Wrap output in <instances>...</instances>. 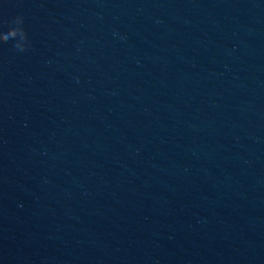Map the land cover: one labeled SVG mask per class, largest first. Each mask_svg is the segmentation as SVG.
Returning a JSON list of instances; mask_svg holds the SVG:
<instances>
[{
    "label": "clouds",
    "instance_id": "9594fccd",
    "mask_svg": "<svg viewBox=\"0 0 264 264\" xmlns=\"http://www.w3.org/2000/svg\"><path fill=\"white\" fill-rule=\"evenodd\" d=\"M24 24L25 18L23 15H17L7 22V32H0V44H6L11 39L15 41L14 47L18 51H26L31 42Z\"/></svg>",
    "mask_w": 264,
    "mask_h": 264
}]
</instances>
